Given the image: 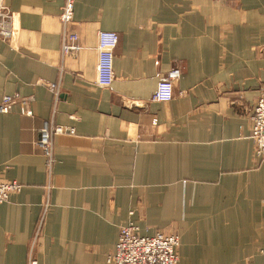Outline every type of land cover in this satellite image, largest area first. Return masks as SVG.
<instances>
[{"label": "crops", "instance_id": "0c3cea01", "mask_svg": "<svg viewBox=\"0 0 264 264\" xmlns=\"http://www.w3.org/2000/svg\"><path fill=\"white\" fill-rule=\"evenodd\" d=\"M2 1L18 33L0 37V102L18 99L0 112V170L21 189L0 204V264H27L33 240L38 264H110L131 222L177 234L178 264H264L249 117L264 83V0H76L81 49L69 55L62 0ZM99 30L119 35L109 87L95 83ZM173 66L172 99L152 101ZM46 121L75 129L53 137L51 178L36 144Z\"/></svg>", "mask_w": 264, "mask_h": 264}, {"label": "built area", "instance_id": "2783aa9c", "mask_svg": "<svg viewBox=\"0 0 264 264\" xmlns=\"http://www.w3.org/2000/svg\"><path fill=\"white\" fill-rule=\"evenodd\" d=\"M76 0H62L59 21L62 26L61 53L69 55L81 49L78 34L69 28L74 19V5ZM18 33L15 16L8 10L0 0V37L5 41H12ZM119 35L114 31L99 30L97 32V60L95 83L100 87H109L114 79L113 60L114 50L118 44ZM182 74L179 66H173L165 71L159 78L156 88L151 95L155 102H167L173 97V83ZM42 84L57 97L59 94V83L41 80ZM16 96L4 95L0 102V112L7 113L17 101ZM21 113L32 115L29 107V100L22 98ZM251 137L254 147L255 158L264 161V83L259 86L258 96L253 110L250 114ZM155 122V119H154ZM75 129L71 126L56 125L51 121L44 122L39 129V136L36 141L44 158L45 170L48 178H51L55 164L53 137L56 134H74ZM47 191L46 199L43 202L44 211L49 207L48 193L52 188L49 180L44 186ZM21 184L16 180L7 181L3 179L0 170V204L6 201L12 192H18ZM41 222L37 228L36 238L40 232ZM35 240L30 245L27 264H38L37 258L33 255ZM179 237L175 233L157 231L152 235H141L134 223L122 226L119 230L118 240L114 249L107 255V262L110 264H178Z\"/></svg>", "mask_w": 264, "mask_h": 264}]
</instances>
